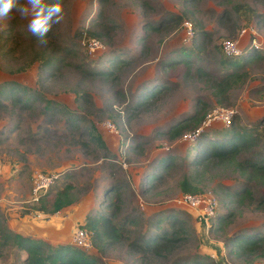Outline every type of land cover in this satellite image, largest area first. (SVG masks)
<instances>
[{
	"label": "rangeland",
	"instance_id": "obj_1",
	"mask_svg": "<svg viewBox=\"0 0 264 264\" xmlns=\"http://www.w3.org/2000/svg\"><path fill=\"white\" fill-rule=\"evenodd\" d=\"M220 1L194 0L186 10L181 0H61L62 19L48 31L45 49L28 29L33 16L22 17L13 9L0 20V83L18 81L35 92L26 95L29 108L6 99L0 105V230L32 231L48 242L51 231L39 219L55 217L57 212H42L47 216L39 218L35 211L45 198L49 207L57 193L70 186L76 198L66 206L71 208L70 215L54 218L62 223L60 233L68 236L63 244H71L72 228L83 225V216L97 210L113 212V222L121 225L118 240L108 244L104 253L85 250L97 255L100 264H264L261 259L246 263L228 254L233 234L259 231L264 235V173L248 179L231 163L198 174L197 185L217 205L213 230L206 234L196 224L194 211L179 202L180 182L193 172L187 156L190 142L167 137L171 125L193 112L229 107L235 111L231 123L234 120L236 128H248L257 135L255 144L240 148L235 160L264 164V0ZM244 3L253 11L251 23L234 11V5ZM184 12L202 36L193 40V32L190 39L185 38L187 18L179 19ZM97 30L104 33L106 44L90 55L84 42ZM236 32L241 46H248L254 37L263 56L237 69L224 68L222 42L236 40ZM197 47L201 51L193 50ZM105 54L118 55L120 64L105 70L110 63ZM46 55L60 60V66L41 84L35 81L36 67L38 58ZM99 69L104 74L96 73ZM233 70L246 73L245 82L218 99L212 82ZM151 83L162 90L138 105L141 86ZM222 127L212 122L204 130ZM91 128L106 150L91 139ZM166 156L173 161L151 193L142 196L143 173L155 159ZM35 172L60 173L46 197L38 201L31 197ZM117 183L119 188L111 191ZM242 187L250 198L243 205L229 204L232 193ZM233 206L236 209L226 225L219 227L217 214ZM165 210L184 221V230L171 242L172 248L155 253L144 244L148 236L164 231L169 238L175 234L165 217L156 223L158 227L153 224V216ZM77 217L79 222H74ZM260 245L264 247V240ZM25 255L13 245H0V264H24Z\"/></svg>",
	"mask_w": 264,
	"mask_h": 264
},
{
	"label": "trees",
	"instance_id": "obj_2",
	"mask_svg": "<svg viewBox=\"0 0 264 264\" xmlns=\"http://www.w3.org/2000/svg\"><path fill=\"white\" fill-rule=\"evenodd\" d=\"M60 1L61 0H43V3L45 6H47L58 3ZM181 1L183 4V9H186V7H188V5L194 0ZM228 1L229 0H221L220 2L226 4ZM233 8L234 11L238 13L239 18H245L248 20L247 23H251V21L249 20L252 18L251 16L253 14V11L250 10V8L245 5V3L243 5L240 4V6L234 5ZM189 17L190 16H188L187 12H184L179 17V19L183 21L185 18H187L192 22L193 20ZM187 19L184 21H188ZM164 22L168 21L164 20ZM192 23V29L195 35L193 38L194 40L196 36H202V32L201 34L198 33V29L196 28L197 25L194 23V21ZM260 23L261 22L257 20V24ZM5 33L9 34L8 29H5ZM47 34L42 39L38 35H34L31 32L32 39L36 40V42L39 43V46H41L42 49H45V45L43 43H45V37L47 36ZM103 36L104 33L100 30H97L90 32L87 39L96 38L105 45L106 43L103 39ZM236 36L237 32L235 33V36H233L234 39H236ZM239 46L242 49V53L237 56L226 55L221 49L220 61L224 68L230 66L231 68L237 69L238 67H241L243 63L245 64V62L247 61H251L252 59L260 58L263 56V52L260 51L262 50V48H256L250 43L248 46ZM193 50L198 52L201 51L198 47L194 48ZM105 57L108 62L110 61L109 66L104 68L105 70L107 68L116 67L120 64L121 59H119L118 55H113L111 58L109 54H105ZM38 59L39 63L36 67L35 81L37 82L38 79V82L44 84L47 77L52 76V71H55L60 66V60L56 61L53 56L51 57L47 55L44 58L40 57ZM103 61L104 60H101L100 62ZM179 62L186 64L187 60L181 59L179 60ZM168 65H171V62H169ZM96 73L104 74V71L99 69ZM245 76H247L246 73H240L239 70H233L232 72L222 76L220 79L214 80L212 82L213 92L216 94L218 99L227 96V92L230 89L238 87L245 82ZM152 84L154 83L144 84L141 86V89L138 93V105L142 106L146 102H149L156 96L159 90H162L158 84ZM19 92L22 93V96H20ZM32 92L34 91H32L27 85H23L18 81L10 79L5 80L0 83V105L2 104V101L6 99L9 100L13 105H21L29 108L30 101L28 100V97H30ZM26 95H28V97H26ZM208 113H202V111H198L195 113L193 112V114L187 115V117L183 118L181 121L171 125L167 131L168 140L174 141L182 138V136L186 133L198 130L202 126V122L205 119L204 117H206L205 115H207ZM223 126L224 127L218 130H203L194 141L190 142L187 156L193 172L189 176L184 177L180 182L182 195L204 193V190L197 185L196 179L198 174L201 171L208 169V167H227L230 166L231 163H234L236 169L239 170L240 174L247 177L248 179H255L256 176H263L264 164H258L256 162L249 161L243 163L235 160V157L239 153L240 148L246 147L250 144H255V142L257 141V135L255 134V131L248 128H236V125H234V120L233 123H231L229 126ZM89 134L91 135L92 140H97L99 142V145L104 150H106V144H104L102 138H100V136L94 132L93 128H91ZM172 161V156H166L163 158L155 159L150 164V166L143 173L142 179L139 184V193L142 194V196L151 193L149 192V190L154 187V184L157 180H160L162 171H165ZM116 185L118 187L112 186L110 190L115 191V189H118L121 184L117 183ZM70 189V186H66L63 190L57 193L55 198L51 200V202H49V207L48 205H46L48 203V199L45 198L46 194H44L41 197V200L43 198L45 199L39 206H37V211L53 214L65 208L66 206H69L76 200V198H73L71 196ZM232 195L233 200L231 198L229 204L233 203L234 205H243L245 201H247V198H250V193L246 187L239 188L237 191H234ZM235 209L236 206H233L232 208L227 210L225 214H217L216 220L219 224V227L226 225L228 218L232 215L231 213ZM165 213L169 214L165 215ZM113 216V212L106 213L102 212L101 210H97L93 215L90 214L86 216L85 223L83 225H79V227L89 232L90 240L93 246L92 248L97 249V252L104 253L108 244H111L118 240V225L120 224L113 222ZM163 217L167 218V220L170 221V225L173 228L175 234L170 235L171 238H169L168 233L164 231L160 234L148 236L144 244L155 253H160L162 249L172 248L171 242L176 241L178 239V235L181 234L184 230V221L180 219L176 213H173L170 210H165L153 216L152 220L155 227H158L157 224L161 222ZM213 227L214 226H211L209 231H212ZM263 240L264 235L259 231L245 233L237 232L228 239V254L242 258L246 263H253L254 261L260 259L264 262V247L260 245ZM0 245L4 247L7 245H13L19 251L25 252L26 255L24 258V264L101 263L97 255L95 256L92 254H88L71 244H63V242H61L56 245H52L45 240L39 239L37 237H31L12 232L11 230H9V228H2L0 230Z\"/></svg>",
	"mask_w": 264,
	"mask_h": 264
},
{
	"label": "built area",
	"instance_id": "obj_3",
	"mask_svg": "<svg viewBox=\"0 0 264 264\" xmlns=\"http://www.w3.org/2000/svg\"><path fill=\"white\" fill-rule=\"evenodd\" d=\"M185 28V38H191L193 36L192 25L188 21L183 22ZM242 34V33H241ZM251 45L258 48L255 38H252ZM87 52L93 55L97 51L104 49L103 44L96 39H90L84 42ZM222 48L226 55L237 56L242 53V49L239 46L238 40L226 39L222 42ZM235 111L231 108L215 107L212 109L205 117L202 122V126L190 133H186L182 136L185 140L192 142L196 137L212 122H220L225 126L231 124V120ZM181 138V139H182ZM60 173L58 172H35L31 179V197L32 201H38L41 197L46 194L49 189L54 185L56 180L59 178ZM179 202L194 211V218L196 224H198L202 230L209 232L210 227L213 224V219L216 213V201L212 195H207L205 193L201 194H185L179 199ZM36 216L41 218L44 214L40 211H35ZM46 216V214L44 215ZM70 242L74 247H77L83 251L92 249V243L90 240V234L87 230L76 225L72 228L70 233Z\"/></svg>",
	"mask_w": 264,
	"mask_h": 264
},
{
	"label": "clouds",
	"instance_id": "obj_4",
	"mask_svg": "<svg viewBox=\"0 0 264 264\" xmlns=\"http://www.w3.org/2000/svg\"><path fill=\"white\" fill-rule=\"evenodd\" d=\"M13 9H16L22 17H34L28 29L42 39L51 26L62 19V8L59 3L45 6L43 0H26V4L22 5L19 0H0V20L8 17Z\"/></svg>",
	"mask_w": 264,
	"mask_h": 264
},
{
	"label": "crops",
	"instance_id": "obj_5",
	"mask_svg": "<svg viewBox=\"0 0 264 264\" xmlns=\"http://www.w3.org/2000/svg\"><path fill=\"white\" fill-rule=\"evenodd\" d=\"M70 210H71V208H66L65 207V209L63 208V209H61V210H59V211H57V216H55V217H48L47 219H45V218H42V219H39V220H41V223H46V227L47 228H49V231H51L50 232V235H52L51 237H49V236H47L48 237V242H54L53 243V245H56V244H58V243H61V242H63L64 241V238H66V237H68V236H66L65 237V235H62L61 233H60V230H58V228H59V226H60V224L62 225V223H59L58 221H57V219L56 220H54V218H56V217H58V216H61L60 217V219L62 218H67L69 215H70ZM45 215V214H44ZM47 216V215H46ZM79 217H77L76 219H75V221L74 222H79V219H78ZM73 219V218H72ZM85 219V216H83V218L81 219V221H83ZM49 222H51V223H49ZM43 226H45V225H43ZM61 227V226H60ZM22 235H27V236H31V237H37V238H42L43 239V237H42V235H40V234H35L34 232H32L31 231V233L29 234V232H20ZM45 240V239H44ZM47 240V239H46ZM45 240V241H46ZM49 243V244H50Z\"/></svg>",
	"mask_w": 264,
	"mask_h": 264
}]
</instances>
